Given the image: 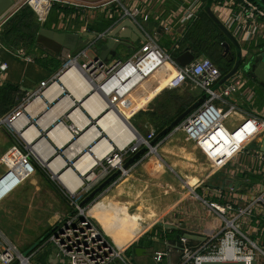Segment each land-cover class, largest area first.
Instances as JSON below:
<instances>
[{
	"label": "crops",
	"instance_id": "obj_1",
	"mask_svg": "<svg viewBox=\"0 0 264 264\" xmlns=\"http://www.w3.org/2000/svg\"><path fill=\"white\" fill-rule=\"evenodd\" d=\"M76 1L90 4L107 3L106 0ZM180 3L179 0L167 1L157 8L155 17L142 23L145 32L152 36L159 45L161 43L165 45L168 42L166 39L170 37L161 28V24L169 18ZM61 7L60 10L54 8L47 23H45L46 25H40V27L58 33L79 34L85 41L87 38L84 35L87 33L100 36L108 31L111 32L115 28V22L119 19L117 15L113 19L109 16L110 12L116 14L115 5H105L94 11ZM82 12L89 16L86 20L81 19L79 14ZM4 25L0 30V36ZM34 27L29 31V36L33 40L20 35L17 40H11L5 34V37L2 38L1 36L0 40L2 45L0 47V61L7 63L9 67L0 77V180L8 171L2 162V158L15 147H18L24 155H29L36 168L32 175L16 187V180L19 178L18 173H24L27 169L19 154L14 152L6 159L11 167L12 175L0 184V199L7 194L0 200L1 223L3 224L6 215L14 216L13 209H15L20 211L23 216L22 222L25 224L23 226L32 224L36 228L33 235L22 240L21 237H14L9 233L10 230L0 226L3 238L17 246L23 253L31 252L41 238L52 233L62 218L71 213L60 184L53 181L55 174L43 162L47 160L51 163L60 157L65 161L67 167L73 168L75 161L80 157L79 154L73 155L74 150L78 148L77 139L81 137L80 125L84 123V120H90L91 124L95 122L88 109L84 108L69 90L62 88L61 92H57L54 88L55 83L61 84L59 79L64 73L62 71L64 65L61 64L57 54L36 45V36L32 34ZM178 33L177 29L176 35H171V37L174 36L173 40L176 39ZM140 42L138 43L139 46ZM121 47L124 49L121 50ZM121 47L117 50L116 55H105L103 61L112 62L118 58L126 59L136 51L134 47ZM242 49L244 52L249 50L246 46ZM129 51H132L130 55ZM27 58H30V62L26 60ZM97 58L98 55L94 51L88 50L86 56H81L78 59V63L84 65L87 62L97 60ZM199 58L205 57L200 56ZM155 76L150 79L156 78L154 79L156 80V82L154 81L155 85L149 88L150 80H148L137 93L132 95L135 99V105L129 110L130 113L134 112L135 114L139 110L147 108L146 106L149 108V105L159 96L157 88L161 91L166 89V84V86H161L162 79H159L158 75ZM42 82L50 83L49 91L46 90L47 96L46 93L44 96L38 95ZM139 83L140 81L134 83V88ZM250 85L256 89V105L262 106L264 104V89L251 81ZM131 92L132 89L129 94ZM119 94L124 98L129 95L121 94L120 91ZM42 101L44 107L39 104ZM243 107V110L229 117L227 125L230 129L236 128L244 121L245 111L249 110V107ZM35 108L36 112L32 110ZM16 111H21L23 114L17 119L15 123L17 126L11 127L6 120ZM77 111H82L81 114L83 115L76 117ZM30 127L39 131L40 137L35 136L32 141L31 138L28 141V137L33 136V132H30L29 135L25 134L30 131ZM43 127H46L47 130H43ZM31 134L32 136H30ZM39 141L42 142L39 143ZM43 142H46L48 147L47 145L43 146L45 144ZM155 147H158V154L154 153L155 155L151 154V156L143 158L99 199L86 206L89 216L105 232L116 248L124 250L132 264H154L156 252L167 253L162 264H177L179 262L177 232L182 230L181 224H186L190 234L205 238L209 235L210 230L207 226L212 222V218L208 216L207 210L200 201L191 198L192 191L199 194V190H202V194L199 195L207 196L209 194L206 193V188H219L223 190L224 194H229L234 190L240 195L249 194V196H253L257 193L256 185L259 183L253 182V179L257 177L255 171L258 167L256 165L251 166L250 162L253 158L250 160L251 156L248 153L242 155L238 161H234V164L230 163L221 170H214L213 164L202 150L185 134L168 136ZM87 149L88 147H85L83 151ZM60 161L56 160L57 163ZM226 180H232L233 184L230 182L226 184ZM177 181L181 182L182 190L176 184ZM185 182L187 184H184ZM237 182L239 185L235 187ZM28 184L30 185L28 199H20L18 192ZM17 194L18 196L15 198ZM216 200L226 203L228 198H217ZM20 225L22 226V224ZM242 230L252 241L264 249V218L261 220L257 216L254 217L252 224L243 225ZM22 245L24 246L21 248ZM30 246L31 249L28 251ZM53 247V245L43 243L38 248L39 252L35 262L37 264H68L58 254L56 259L51 258ZM137 249H142L140 255L135 254ZM112 264L124 263L116 260Z\"/></svg>",
	"mask_w": 264,
	"mask_h": 264
},
{
	"label": "built area",
	"instance_id": "obj_2",
	"mask_svg": "<svg viewBox=\"0 0 264 264\" xmlns=\"http://www.w3.org/2000/svg\"><path fill=\"white\" fill-rule=\"evenodd\" d=\"M167 1L169 0H106V4H90L76 0H13V7L0 18V30L6 21L23 6L32 9L39 25L47 23L51 11L56 5L84 11H94L105 5H115L116 14L110 12L109 15L111 19L115 15L119 17L115 25L127 19L133 21L146 40L138 41L140 47L132 56L126 59L118 58L112 62L97 59L79 65L78 59L81 56H86V51H82L76 58H71L62 71L64 72L75 62L85 72L86 77L97 84L103 97L102 92L105 93V89L111 85V79L119 74L123 73L126 76L124 86L139 78L145 80L140 86L132 89V94L126 99L122 100L118 90L111 93L109 99L115 103L124 100L135 103L130 99L131 96L162 70L167 72L165 81L174 80L176 83L186 81L190 85V91L199 98L208 94V98L201 106L186 118L174 132L182 131L190 141H193L213 164L214 170H221L248 153L251 156L250 160L253 158L250 164L252 167L253 165L258 167L255 174L262 178V182L256 185L257 193L253 196L240 195L234 190L229 194L225 193V195L219 188H206V193L209 194L207 196H201L192 191L191 198L201 202L207 210L208 216L212 218V222L207 226L210 231L205 241L188 240L185 237V234H189L186 224H181L182 235L177 245L179 254L177 264H202L205 262H245L250 264L254 260L258 261L259 253L264 255V249L252 241L242 230L243 225L252 224L254 217L257 216L261 220L264 218V153L259 150V147L252 151L248 150L258 140L261 142L264 137V104L260 107L256 105V89L250 85V79L244 71L239 70L215 90V86L221 80V72L211 60L197 57L189 65L181 67L171 53L166 52L152 36L145 32L142 23L155 17L157 8ZM179 1L181 3L176 7V10L161 24L165 33L172 40L173 49L179 48V43L183 39L188 25L195 21L205 8L203 0ZM211 8L215 16L237 38L242 47L256 44L259 40L264 39V7L256 0H213ZM79 15L82 20L89 17L85 12ZM177 29L179 33L173 40ZM109 32L100 36H107ZM171 35L174 36L171 37ZM248 53V51L244 52L246 55ZM26 60L30 62V58ZM8 68L7 63L0 61V77ZM168 71L171 72L170 76ZM172 75L173 77H171ZM49 84V82H42L39 96L45 95ZM243 106L249 107V110H244L246 112L244 121L236 128L230 129L227 125L229 117L243 110ZM23 109L25 110L24 107ZM22 114L21 111L14 112L6 120L8 125L14 127ZM155 137L156 132L153 130L146 138L143 137L142 145L150 147V153L147 156L157 151V147L150 146V142ZM131 150L133 154L138 150L134 143ZM14 152L19 154L27 169L24 173H18L17 187L32 175L36 168L30 160V156L24 155L18 147H15L2 158L8 171L0 180V184L12 175L11 167L6 159ZM122 153V151L113 152L109 157L96 163L85 178L83 187L75 194L68 192L60 184L71 213L62 218L45 244L53 245L58 250V255L64 258L68 264H112L116 260H120L124 264H132L124 250L116 248L105 232L89 216L86 206H81L82 201L86 198L84 195L93 189L95 182L102 181L117 169L122 168L124 160ZM116 162L119 164L115 165ZM128 172L124 171V176ZM214 197L215 199H213ZM217 198H228V201L223 203L217 201ZM38 252L37 249L23 253L17 246L6 241L0 232V264H34L33 261L37 258ZM166 256L167 253L156 252L154 264H162Z\"/></svg>",
	"mask_w": 264,
	"mask_h": 264
},
{
	"label": "water",
	"instance_id": "obj_3",
	"mask_svg": "<svg viewBox=\"0 0 264 264\" xmlns=\"http://www.w3.org/2000/svg\"><path fill=\"white\" fill-rule=\"evenodd\" d=\"M260 5L264 7V0H256ZM13 0H0V18H2L12 7ZM212 2L208 3L206 7V12L212 21L218 26V28L223 32L227 37L229 42H226L224 46L227 51H230L231 45L235 48L236 52V62L233 69L224 76L218 84L215 86V90L223 85L228 79H230L234 74L239 70L244 71L251 81H253L257 86L264 89V49L259 50L258 52L248 53L247 55L243 53L242 45L239 43L237 38L220 22V20L215 16L212 11ZM163 29V27L161 26ZM36 36V45L43 48L51 53L57 54L62 65H66L70 59L76 58L80 52L92 50L97 55V59H105V55H116L117 50L121 46L132 47L127 42H123L122 38L130 39L133 43L138 41L144 42L146 40L143 33L139 30L137 25L133 23L130 19L124 20L115 25V28L109 32L107 36H95L91 34H85L87 38L85 41L82 40L79 34H65L52 31L45 27H40L39 24L35 25L33 33ZM71 43V44H70ZM231 44V45H230ZM78 59V58H77ZM197 56L193 54L191 50H187L182 53L180 56L176 57V62L181 66L185 67L195 61ZM80 65V64H79ZM208 98V94H204L199 98L192 106H190L185 112H183L178 118H176L167 128H165L161 133H159L151 142L150 146L154 148L156 145L160 144L166 137H168L172 132H174L181 124L188 118L201 104ZM133 102V101H132ZM130 126L140 138L136 140L134 145L138 150L128 158L123 164L121 169H117L113 172L106 180H104L99 186H97L86 198L82 201L81 206L85 207L92 201L96 200L104 192H106L110 187H112L116 182L124 176V171H129L132 167L137 165L143 160V158L149 154L150 147L143 144V136L137 131V129L131 124ZM259 150L264 153V137L259 143ZM53 181L61 184L60 180L57 177H53ZM230 182L233 184L232 180H226V184ZM239 183L235 184L237 187ZM177 229L176 227H173ZM51 233L47 234L36 244L40 245L45 241ZM185 237L191 241H205V237H199L193 234H185ZM35 246V247H36ZM142 249H137L135 254L140 255ZM145 251V250H144ZM53 254L51 255L52 259H56L58 250L53 247ZM64 262L65 259L61 258ZM202 264H247L245 262H205ZM250 264H259L257 260H254Z\"/></svg>",
	"mask_w": 264,
	"mask_h": 264
},
{
	"label": "bare ground",
	"instance_id": "obj_4",
	"mask_svg": "<svg viewBox=\"0 0 264 264\" xmlns=\"http://www.w3.org/2000/svg\"><path fill=\"white\" fill-rule=\"evenodd\" d=\"M142 77H144L143 74H142ZM59 80H60L61 84H57V83L54 84V88L56 89V91L61 92L62 88L69 90L75 96L76 100L80 101L82 106L84 108H87L88 111L90 112V114L95 119V122L93 124H91L90 120H84L83 119L84 123L80 125V131H81L82 137L77 140L76 143L78 145V148H76V150H74L75 153L73 154L74 156L79 154L80 157L77 160L75 159L76 161L73 165L74 166L73 168L67 167L65 164V161L62 160L60 157H58L57 159H55L51 163H50V161H47V160H45V162H43L45 165H48V167L50 168L51 171H53V173L55 174V177H57L60 180L63 187L68 192L75 194L80 188L83 187L85 178L88 176V174L94 168L96 163H98L99 161L104 160L105 158L109 157L111 154H113V152H115V150L124 151L130 145H132L136 140H140V138L136 135V133L134 132V130L130 126L129 120L127 119V117L118 108L117 103L111 101L109 99V97L111 96V93H113L116 90H118V92L120 91L121 94H129L130 90L135 87L134 83L140 81V83L138 85V86H140L145 80H142L141 78H139V79L129 83L128 85L124 86V84L126 82V76H124L123 73L119 74V75H117L111 79V81H110L111 85L105 89V91H106L105 93L102 92L104 95V97H103L100 94L101 90L98 88L97 84L94 81L88 79L85 75V72H83V70H81L76 65L75 62H73L72 65H70L64 71V73L62 74V76L60 77ZM47 90L49 91V89H47ZM50 90L52 91L53 89H50ZM53 92L55 93V91H53ZM131 94H132V92L129 95H131ZM47 95H48V92L46 93V96ZM123 98L124 97H122V100H123ZM126 98H127V96L124 99H126ZM130 99H132L135 102V99L133 97H131ZM63 103L65 104V102H63ZM39 104L42 107H44L43 101L40 102ZM69 105H71V104H69ZM134 105H135V103H131V101L126 100V108L127 109L130 110ZM32 110H34L36 112V108L32 109ZM34 111H32V113ZM81 112L77 111L76 117L83 115V114H81ZM38 113H36V114H38ZM72 114H73V112H72ZM93 118H91V119H93ZM24 123H26V122L24 121ZM37 123H39V122H37ZM14 126L16 127L17 125H14ZM61 126H62V124H61ZM46 127H43V130H47ZM29 129H30V131L25 133V134L29 135L30 132L31 133L33 132V136L31 134L30 136H32V137H28V141L30 138L32 141L33 137H35V136L40 137L41 133L39 134V131H37L35 129H31V127ZM40 142H42V141H39V143ZM43 144H42L43 146L47 145L46 142H43ZM59 145L61 146V144H59ZM47 147H48V145H47ZM85 147H88V149L86 151H83V149ZM70 150H72V149H70ZM56 160H61V161L59 163H57ZM117 164H119V162L115 163V165H117ZM89 178L91 179L92 177H89ZM188 185L191 186L189 183H188Z\"/></svg>",
	"mask_w": 264,
	"mask_h": 264
},
{
	"label": "trees",
	"instance_id": "obj_5",
	"mask_svg": "<svg viewBox=\"0 0 264 264\" xmlns=\"http://www.w3.org/2000/svg\"><path fill=\"white\" fill-rule=\"evenodd\" d=\"M203 1L205 3V8L208 6L209 2H213V0ZM54 8L60 10L62 7L61 5H56ZM205 8L200 13L199 17L188 25L187 31L179 43V48L173 49L170 47L169 53H171L173 58H176L185 51L191 50L197 57L201 56L208 58L220 70L222 79L233 69L236 62V52L231 44L230 51L225 49L223 44L229 42V40L208 16ZM36 24H38V22L35 13L30 7L23 6L4 25L1 36L4 38L5 34L6 37L11 40H16L20 35L26 39L33 40V38L29 36V31ZM165 45L168 46L167 43ZM246 48L249 49V53L263 49L264 40L261 39L258 41L257 45L251 44L246 46ZM164 82L165 80L162 79L161 86H164ZM184 87L185 89L180 88L178 90L163 91L162 95L156 98L155 105H152L149 111L144 113L147 120L153 123V125L155 124L156 135L167 128L176 118L199 99L197 95L190 91L189 83L186 82ZM157 90L159 92L161 91L159 88H157ZM134 126L137 130L139 129L138 125L134 124ZM177 234L179 243L182 231L179 230ZM45 241L36 246L32 251L37 250Z\"/></svg>",
	"mask_w": 264,
	"mask_h": 264
},
{
	"label": "rangeland",
	"instance_id": "obj_6",
	"mask_svg": "<svg viewBox=\"0 0 264 264\" xmlns=\"http://www.w3.org/2000/svg\"><path fill=\"white\" fill-rule=\"evenodd\" d=\"M0 40H1V36H0ZM17 40V39H16ZM168 42H167V44H168V46L167 45H162V43H161V47L166 51V52H168L169 53V49H170V47L172 48V40L170 39V37L168 38V39H166ZM122 41L123 42H127V43H129L130 45H132V47H134L135 48V50H138V47H140L139 46V42H136V43H133L130 39H125V38H122ZM171 44V45H170ZM225 44V43H224ZM223 44V45H224ZM2 45L0 44V47H1ZM225 47V46H224ZM3 48V47H2ZM1 48V49H2ZM137 48V49H136ZM121 50H123L124 48H120ZM225 49H226V47H225ZM0 52H1V50H0ZM256 52H258V51H256ZM129 53V55L132 53V51H129L128 52ZM134 53V52H133ZM132 53V54H133ZM132 56V55H131ZM83 61H85V60H83ZM165 73H167V72H164V70H162L161 72H159V74H158V78L160 79H163V80H166V74ZM168 73H170L169 74V76L171 75V72H169L168 71ZM248 76V75H247ZM154 77H156V76H154ZM171 77H173V75L171 76ZM154 79H156V78H154ZM150 80L149 81V84H148V86H149V88L150 87H152L153 85H155V83H154V81L156 82V80ZM250 79V78H249ZM251 81V80H250ZM251 82H253V81H251ZM185 83H186V81H183V82H178V83H176L174 80H172L171 82H169V81H167V82H164V84L163 85H167V87H166V89H164V91L165 90H175V89H184L183 87L185 86ZM165 85V86H166ZM256 85V84H255ZM257 86V85H256ZM162 93H163V91H160L158 94H159V96L160 95H162ZM131 97H133V96H131ZM157 98V97H156ZM156 100L157 99H155L154 101H153V103L152 104H150L149 105V108H148V106H146L147 108H143L142 110H139V108H140V106L138 107V109H137V113H135L134 114V112H129V109H127L126 108V100H124V101H121L120 103H117V106H118V108L121 110V112H123V114L127 117V119L131 122V124L134 126V124L135 125H138L139 126V133L143 136V137H147L148 136V134H150V132L153 130V131H155L156 132V128H155V124L153 125V123H150L148 120H147V117H146V115L144 114L146 111H149V109H150V107L152 106V105H155V102H156ZM144 114V115H142V114ZM134 114V115H133ZM133 115V116H132ZM132 116V117H131ZM141 127V128H140ZM179 134H184L182 131H176V132H172L169 136L171 137V136H177V135H179ZM81 137H82V134L80 135ZM157 136V135H156ZM80 137V138H81ZM78 140V139H77ZM258 142H260L259 140L256 142V143H254V145L253 146H251L248 150L249 151H252L255 147H259V144H257ZM133 148V144L132 145H130L126 150H124V151H122L123 153V158H124V160H123V164L125 163V160H127L129 157H131L132 155H133V153H132V149ZM157 149V151H158V147L156 148ZM156 151V153L158 154V152ZM115 152H120V151H118V150H115ZM135 153V152H134ZM149 153H150V151H149ZM155 155V154H154ZM149 156H151V155H149ZM145 157H147V155L145 156ZM144 157V158H145ZM211 168H212V166H211ZM124 174V173H123ZM110 176V175H109ZM108 176V177H109ZM107 177V178H108ZM124 177V176H123ZM123 177H121V178H123ZM107 178H105V179H103L102 181H100V182H98V183H96L95 182V184L93 185V189L91 190V191H89V193H86L84 196H88L89 194H90V192H92L97 186H99L104 180H106ZM120 178V179H121ZM119 179V180H120ZM118 180V181H119ZM192 181V180H191ZM85 182V181H84ZM92 182V181H91ZM253 182H262V178H260V177H256L255 179H253ZM88 183H90V182H88ZM176 184H178L179 185V189H181L182 190V184H181V182L180 181H177V183ZM184 184H187L186 182L184 183ZM183 184V185H184ZM174 189H175V186H174ZM177 190H179L178 188H176ZM176 190V191H177ZM63 191V190H62ZM83 192H85V191H83ZM63 193V192H62ZM105 193V192H104ZM103 193V194H104ZM18 194L20 195V199H22V198H27L28 199V196L30 195V185L28 184L26 187H24V188H22L19 192H18ZM18 194L16 195V197L15 198H17V196H18ZM64 194V193H63ZM199 194H202V190H199ZM100 197V196H99ZM99 197L97 198V199H99ZM85 199V198H84ZM16 200V199H15ZM88 212V211H87ZM13 213H14V216H12L11 214H8V215H6V217L4 218V222H3V224L1 223V221H0V226L2 227V228H5L6 230H10V234L11 235H14V237H17V238H20V239H22V240H25V239H28L29 237H30V235H33L34 233H35V230H36V228H35V226H33L32 224H29V225H26V226H23V225H25V224H23V222H22V219H23V216H22V214L20 213V211H16L15 209H13ZM89 214V213H88ZM19 216H21L20 218H19ZM17 220H18V222H17ZM20 224H22V226L20 225ZM24 245H22L21 246V248L23 247ZM29 250L28 251H30V249H31V246H30V248H28ZM23 250V249H22ZM32 251V250H31ZM37 259V258H36ZM258 261H259V264H264V255H262V254H258ZM33 263L34 264H37L36 262H35V260L33 261Z\"/></svg>",
	"mask_w": 264,
	"mask_h": 264
},
{
	"label": "flooded vegetation",
	"instance_id": "obj_7",
	"mask_svg": "<svg viewBox=\"0 0 264 264\" xmlns=\"http://www.w3.org/2000/svg\"><path fill=\"white\" fill-rule=\"evenodd\" d=\"M258 87H259V85H258Z\"/></svg>",
	"mask_w": 264,
	"mask_h": 264
}]
</instances>
